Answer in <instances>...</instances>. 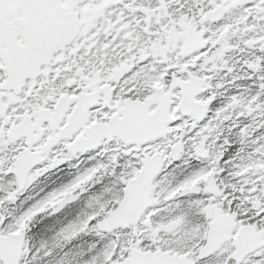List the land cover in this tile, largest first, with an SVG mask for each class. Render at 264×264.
Wrapping results in <instances>:
<instances>
[{
    "label": "snow or ice",
    "instance_id": "1",
    "mask_svg": "<svg viewBox=\"0 0 264 264\" xmlns=\"http://www.w3.org/2000/svg\"><path fill=\"white\" fill-rule=\"evenodd\" d=\"M257 113L264 0H0V264H81L83 234L107 240L83 264H264ZM73 160L91 166L16 215Z\"/></svg>",
    "mask_w": 264,
    "mask_h": 264
},
{
    "label": "trees",
    "instance_id": "2",
    "mask_svg": "<svg viewBox=\"0 0 264 264\" xmlns=\"http://www.w3.org/2000/svg\"><path fill=\"white\" fill-rule=\"evenodd\" d=\"M240 83V85L242 87H245L248 85V81H238ZM231 92L235 93L234 89H231ZM90 163H88L87 161L83 164H80V166L78 167L77 171L74 172L73 176H77L79 173L83 172L87 167H90ZM69 175L71 176L72 173L70 171H68ZM69 177H66L65 174H61L59 176V178L52 183L53 189H59V187H65L68 183H70L73 179L68 180ZM106 182V181H105ZM93 191H99V188L97 189H93ZM84 209V206H80V207H73L72 211H65L62 214V218L60 221H56L50 225H48L46 230L47 232V237L49 238V236H54V234L59 231L60 228L64 227L67 225V223H69L70 221L73 222L75 221L80 213L81 210ZM107 242V240H101V238L99 236H96L95 234H91V244L96 243L98 244V249L97 250H93L92 252H96L100 249L103 248L104 244Z\"/></svg>",
    "mask_w": 264,
    "mask_h": 264
},
{
    "label": "water",
    "instance_id": "3",
    "mask_svg": "<svg viewBox=\"0 0 264 264\" xmlns=\"http://www.w3.org/2000/svg\"><path fill=\"white\" fill-rule=\"evenodd\" d=\"M120 222L121 221L119 219L113 218V219H110L109 224L114 227L117 224H119Z\"/></svg>",
    "mask_w": 264,
    "mask_h": 264
},
{
    "label": "flooded vegetation",
    "instance_id": "4",
    "mask_svg": "<svg viewBox=\"0 0 264 264\" xmlns=\"http://www.w3.org/2000/svg\"><path fill=\"white\" fill-rule=\"evenodd\" d=\"M12 207V206H11ZM13 208V207H12Z\"/></svg>",
    "mask_w": 264,
    "mask_h": 264
}]
</instances>
